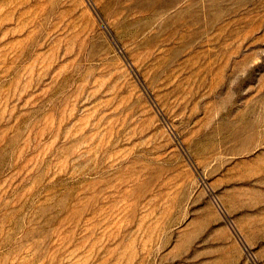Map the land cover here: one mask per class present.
<instances>
[{"label":"rangeland","instance_id":"rangeland-1","mask_svg":"<svg viewBox=\"0 0 264 264\" xmlns=\"http://www.w3.org/2000/svg\"><path fill=\"white\" fill-rule=\"evenodd\" d=\"M0 264H264V0H0Z\"/></svg>","mask_w":264,"mask_h":264}]
</instances>
